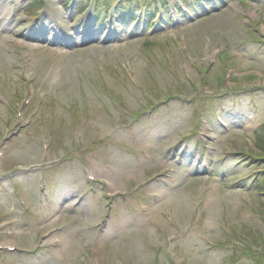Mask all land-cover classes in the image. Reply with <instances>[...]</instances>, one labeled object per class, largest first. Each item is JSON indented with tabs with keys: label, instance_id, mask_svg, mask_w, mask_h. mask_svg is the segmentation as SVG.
Returning a JSON list of instances; mask_svg holds the SVG:
<instances>
[{
	"label": "rangeland",
	"instance_id": "1",
	"mask_svg": "<svg viewBox=\"0 0 264 264\" xmlns=\"http://www.w3.org/2000/svg\"><path fill=\"white\" fill-rule=\"evenodd\" d=\"M121 3L0 0V264H264V0Z\"/></svg>",
	"mask_w": 264,
	"mask_h": 264
},
{
	"label": "trees",
	"instance_id": "2",
	"mask_svg": "<svg viewBox=\"0 0 264 264\" xmlns=\"http://www.w3.org/2000/svg\"><path fill=\"white\" fill-rule=\"evenodd\" d=\"M124 1V0H122ZM126 3H121L120 5H122V11H121V15H126L127 14V19L125 23H130V21L132 20L134 14L137 11H141V7L139 6V1L137 0H125ZM192 2V1H191ZM142 3V2H140ZM130 4H133V7L130 8ZM143 4V3H142ZM156 5L151 3V1L149 0L146 4H144V9H145V16H147L148 20L150 21L154 15L156 14ZM85 9V8H84ZM84 9H81L80 12L84 11ZM105 13V16L107 17V9L105 12H102V8L99 10L98 12V16H99V20L103 17V14ZM126 17V16H125ZM124 17V18H125ZM136 20V19H135ZM148 27L153 26L152 22L148 23L147 25ZM264 172V169L261 171Z\"/></svg>",
	"mask_w": 264,
	"mask_h": 264
},
{
	"label": "bare ground",
	"instance_id": "3",
	"mask_svg": "<svg viewBox=\"0 0 264 264\" xmlns=\"http://www.w3.org/2000/svg\"><path fill=\"white\" fill-rule=\"evenodd\" d=\"M72 204L71 203H66L64 206L65 207H68V206H71ZM6 226H9V224L8 225H6ZM8 228V227H7ZM5 246H7L8 248H12L13 247V245L10 243V242H6L5 243Z\"/></svg>",
	"mask_w": 264,
	"mask_h": 264
}]
</instances>
